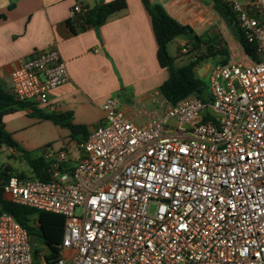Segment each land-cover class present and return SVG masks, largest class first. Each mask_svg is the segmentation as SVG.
Returning a JSON list of instances; mask_svg holds the SVG:
<instances>
[{"label":"built area","instance_id":"built-area-1","mask_svg":"<svg viewBox=\"0 0 264 264\" xmlns=\"http://www.w3.org/2000/svg\"><path fill=\"white\" fill-rule=\"evenodd\" d=\"M224 2L259 62L213 64L207 101L190 95L145 124L109 98L84 142L45 149L48 181L7 178L11 202L64 216L52 264H264V0ZM69 81L52 46L11 74V94L47 108ZM0 264H39L28 229L1 208Z\"/></svg>","mask_w":264,"mask_h":264},{"label":"crops","instance_id":"crops-1","mask_svg":"<svg viewBox=\"0 0 264 264\" xmlns=\"http://www.w3.org/2000/svg\"><path fill=\"white\" fill-rule=\"evenodd\" d=\"M112 1L0 0V16H4L0 18V87L11 94V74L34 51L56 46L66 63L70 81L52 92L49 107L39 109L48 113H71L73 123L86 126L89 132L103 121L102 105L112 97L118 99L120 109L137 124L162 116L170 103L160 94L159 88L169 73L159 64L152 19L142 0H125L127 7L111 15L100 27L73 32L68 24L75 16L76 5L92 9ZM150 2L161 5L197 39L207 35L218 37L217 30L221 31L223 25L228 28L212 0ZM190 42L183 36L169 43L168 52L175 58L177 67L187 64L194 56L195 53L188 52L190 47L186 49ZM243 55L242 49L237 54L230 52V60ZM215 63L206 61L202 73L197 69L199 76L208 78L209 67ZM24 110V114L16 112L3 118L5 129L11 135L17 132L13 126L16 121L31 116L30 109ZM35 122L42 131L56 132L59 149L75 144L69 130L47 120L36 118ZM1 151H8V147H2ZM9 151L15 156V148L10 147ZM9 167L13 173L24 174ZM31 176L32 173L28 177ZM33 246L37 248L36 242ZM47 253L40 251L39 264L47 263Z\"/></svg>","mask_w":264,"mask_h":264},{"label":"trees","instance_id":"trees-1","mask_svg":"<svg viewBox=\"0 0 264 264\" xmlns=\"http://www.w3.org/2000/svg\"><path fill=\"white\" fill-rule=\"evenodd\" d=\"M142 2L152 19V26L158 44L157 58L159 64L169 73L168 79L159 88L160 94L172 105L190 95H196L207 101L209 98L208 84L199 76L197 69L209 60H214L215 64L227 63L231 58L229 48L223 42L218 41L220 40L219 37L207 35V41H204L203 37L197 39L190 29L170 17L161 5L152 4L150 0H142ZM212 2L216 10L222 15L242 51L252 61L259 62L255 45L249 43L244 37L229 5L224 0H212ZM126 7L125 0H114L92 9H87L84 16H75L68 21V24L73 32L82 31L88 27H100L106 23L111 15L124 10ZM0 18H4V16H0ZM183 36H187L191 40L186 49L190 47L188 52L195 53L193 56L195 59L191 58L187 64L177 67L175 58L170 56L168 52V45L174 39ZM18 109H30L32 117L51 121L55 125L69 130L72 141L82 143L88 138V128L84 125L73 123V115L71 113H48L31 103L15 100L12 94L5 92L0 87V148L2 146L17 148L12 135L5 129L3 117L15 113ZM23 156L31 169L32 176L30 178L42 181L50 179L48 172L49 163L42 156L33 158L28 153H24ZM12 173L13 171L9 166L0 164L1 211L14 216L18 222L28 229L31 238L35 235L39 237L48 250L45 261L48 264H52L61 255L65 218L53 212L37 211L33 208L17 205L7 199L3 186ZM18 176L21 178L28 177L24 174H18ZM33 247L37 258L40 251L35 246Z\"/></svg>","mask_w":264,"mask_h":264},{"label":"rangeland","instance_id":"rangeland-1","mask_svg":"<svg viewBox=\"0 0 264 264\" xmlns=\"http://www.w3.org/2000/svg\"><path fill=\"white\" fill-rule=\"evenodd\" d=\"M217 32L218 33L216 36H218L220 39L218 41L223 42L229 48V51L231 53L237 54L238 51H241L240 45L234 38L229 28L223 25L222 30H217ZM203 40L207 41L208 37L205 36ZM212 62L215 63L214 60H212ZM198 70L200 73H202V66H200ZM203 79L208 84V78ZM23 111L25 110L18 109V111L16 112L19 113L18 115H20L24 114ZM10 115H14V113ZM35 120V117L27 116V118L18 120L13 124L17 131L16 134L12 135L13 140L17 144V148H15V156L11 155V152L9 151L10 147H8V151H1L0 153V164L8 166L10 165L13 169L17 170L20 173H24L26 176H30L31 172L27 160L23 156L24 153H28L29 155H31V157L37 158L43 156L44 151L47 148L59 149L58 147H60V140L57 137L56 132L50 130L42 131L41 127L39 125H36L37 123L35 122ZM5 147L7 148V146ZM35 242L37 249L46 254L48 250L46 246L43 245L39 237H37V235H35L32 240L33 244H35Z\"/></svg>","mask_w":264,"mask_h":264}]
</instances>
